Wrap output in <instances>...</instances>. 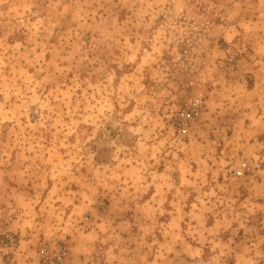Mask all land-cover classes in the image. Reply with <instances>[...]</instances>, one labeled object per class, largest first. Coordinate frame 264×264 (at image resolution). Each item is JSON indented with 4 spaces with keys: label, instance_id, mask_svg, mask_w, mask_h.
<instances>
[{
    "label": "rangeland",
    "instance_id": "obj_1",
    "mask_svg": "<svg viewBox=\"0 0 264 264\" xmlns=\"http://www.w3.org/2000/svg\"><path fill=\"white\" fill-rule=\"evenodd\" d=\"M263 56L264 0H0V264H264Z\"/></svg>",
    "mask_w": 264,
    "mask_h": 264
},
{
    "label": "built area",
    "instance_id": "obj_2",
    "mask_svg": "<svg viewBox=\"0 0 264 264\" xmlns=\"http://www.w3.org/2000/svg\"><path fill=\"white\" fill-rule=\"evenodd\" d=\"M202 105H203L202 100L199 98H196V99L191 100L186 106L182 108L181 117H180V119H182V125H181L182 133H186L188 130L187 122H190L196 119L200 115L201 110H202ZM13 242H14V238L10 234H4L3 236H0V255ZM64 255H65V252L62 250L58 255L54 257V260L52 262L54 264H60L63 261Z\"/></svg>",
    "mask_w": 264,
    "mask_h": 264
},
{
    "label": "crops",
    "instance_id": "obj_3",
    "mask_svg": "<svg viewBox=\"0 0 264 264\" xmlns=\"http://www.w3.org/2000/svg\"><path fill=\"white\" fill-rule=\"evenodd\" d=\"M251 65L256 66V67H264V56L261 57V58H257V59L255 58L251 62ZM256 81L257 82L254 84L255 86L253 88L258 90L260 87H262V85H264V81L261 79L260 76H258V79ZM235 92H237V91H235ZM235 94H236V96L234 94L232 95L233 98L239 100L240 92H237ZM259 104H260V107L262 109H260L259 110V114H257L258 120H256V122H253L252 124L253 125H260V126H262L264 128V97L259 99ZM236 113H237L236 118H239L240 117V110L236 109ZM248 124L249 123H247V125ZM248 126H251V124L248 125ZM262 144H263V147H264V142H262ZM259 156H260V158L264 159V150L259 152ZM262 174H264V171H262Z\"/></svg>",
    "mask_w": 264,
    "mask_h": 264
}]
</instances>
